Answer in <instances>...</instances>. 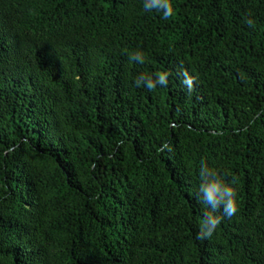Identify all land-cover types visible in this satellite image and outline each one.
<instances>
[{
    "label": "trees",
    "instance_id": "16d2710c",
    "mask_svg": "<svg viewBox=\"0 0 264 264\" xmlns=\"http://www.w3.org/2000/svg\"><path fill=\"white\" fill-rule=\"evenodd\" d=\"M172 4L0 0V264H264V0ZM202 162L238 203L203 240Z\"/></svg>",
    "mask_w": 264,
    "mask_h": 264
},
{
    "label": "clouds",
    "instance_id": "9594fccd",
    "mask_svg": "<svg viewBox=\"0 0 264 264\" xmlns=\"http://www.w3.org/2000/svg\"><path fill=\"white\" fill-rule=\"evenodd\" d=\"M143 10L145 12L160 13L162 19L167 21L174 15V7L172 0H143ZM252 14L248 13L244 17V23L248 27L255 25V20L251 18ZM145 56L140 50L129 54V61L137 63H144ZM182 83L192 91L196 77L189 75L187 71L182 73ZM134 84L136 87H145L149 91L155 90L159 87H166L168 84V73L158 71L156 73L145 75L141 73L138 75ZM169 150L170 149V146ZM199 184L198 197L202 198L210 210L205 211L201 220L199 231L197 233L198 239H210L220 225L223 217H232L238 211L237 192L234 187L236 180L233 177L228 181L216 168L210 167L202 162L199 166ZM223 210V217L216 213Z\"/></svg>",
    "mask_w": 264,
    "mask_h": 264
}]
</instances>
